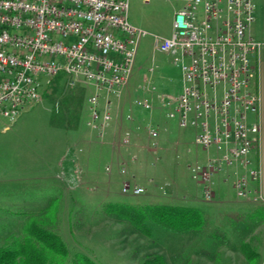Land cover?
<instances>
[{"label":"built area","instance_id":"2783aa9c","mask_svg":"<svg viewBox=\"0 0 264 264\" xmlns=\"http://www.w3.org/2000/svg\"><path fill=\"white\" fill-rule=\"evenodd\" d=\"M178 1L170 35L151 37L152 53L169 56L180 68L181 90L160 93L144 75L131 109L150 115L156 102L167 120L193 130V144L204 157L186 170L204 202L213 199L215 179L221 177L237 200L262 204L261 169L253 155L260 147L261 97L254 83L264 34L256 39L250 33L255 0ZM147 34L129 22L128 0H0V132L41 103L52 79L65 76L69 86L91 89L86 127L105 142L115 122L113 101L126 87L138 43ZM131 109L124 122H135ZM138 129L145 133L144 148L156 156L157 126L149 117ZM133 138L128 128L118 143L128 149ZM136 160L131 153L129 161ZM119 172L128 173L125 161ZM159 189L166 193V185ZM144 191L135 182L121 184L124 194Z\"/></svg>","mask_w":264,"mask_h":264},{"label":"rangeland","instance_id":"374dc122","mask_svg":"<svg viewBox=\"0 0 264 264\" xmlns=\"http://www.w3.org/2000/svg\"><path fill=\"white\" fill-rule=\"evenodd\" d=\"M180 5L178 0H128L129 22L148 34L138 43L126 87L113 101L115 122L105 142L86 127L91 89L82 84L71 87L65 76L52 79L41 103L0 132V246L21 236L25 221L35 219L62 239L70 256L82 253L97 264H264V210L236 202L228 186H221L210 202H201L199 187L185 169L188 159L179 156L182 151L168 142L163 154H148L141 150L147 144L139 135L142 129L133 138L137 146L125 149L118 143L128 129L123 118L136 97L134 88L144 75L160 93L181 90L180 68L169 56L152 53L151 37L170 35L172 16ZM154 106L160 113L156 102ZM169 125L175 136L188 132L183 146L189 148L187 156L196 153L203 159L204 152L190 144L193 130L179 129L174 121ZM131 153L137 155L136 162L129 161ZM122 161L131 175L120 174ZM134 180L146 190L139 195L122 193V182ZM163 185L166 193L159 189ZM183 196L195 202H182ZM110 203L189 205L202 212L204 222L199 230L175 233L148 221L146 235L105 213Z\"/></svg>","mask_w":264,"mask_h":264},{"label":"trees","instance_id":"16d2710c","mask_svg":"<svg viewBox=\"0 0 264 264\" xmlns=\"http://www.w3.org/2000/svg\"><path fill=\"white\" fill-rule=\"evenodd\" d=\"M104 212L127 221L146 235H149L148 221L175 233L199 230L204 222L200 210L183 205L110 203ZM0 264L97 263L82 253L70 256L64 242L55 232L43 227L35 219H27L21 229V236H14L0 246Z\"/></svg>","mask_w":264,"mask_h":264},{"label":"crops","instance_id":"0c3cea01","mask_svg":"<svg viewBox=\"0 0 264 264\" xmlns=\"http://www.w3.org/2000/svg\"><path fill=\"white\" fill-rule=\"evenodd\" d=\"M250 33L256 39H261L263 37V34H264V0H255V18H254L253 24L251 25ZM258 68H259L258 76L256 78V82L254 83V87H256L258 89V91L260 93V97H261L260 110H259L260 147H259L258 152L253 155V158L256 161H258V163L260 165V169H261L260 189H261L262 196L264 198V52H262L260 57H259ZM131 110L133 111L136 120L133 123L125 122V125L133 131V134L135 136L138 135L136 132L138 130V127L142 128V126L145 123V121L147 120V118L150 117L152 123L155 124L159 130L158 144H159L160 150L162 152L161 154H163V152L165 150V148L162 149L163 147H165L164 144L169 142L170 144H172L171 148L182 151L181 152L182 154H180L179 156L182 157V159H186V160L188 159V161L186 162L187 164L191 163L189 161V158H190V160L192 158L193 162L195 160H202V158L199 157L196 153L193 155V157L187 156L186 152H189V148H186V150H185L183 146L187 143L186 141H187V138L189 136L188 132L187 131L176 132V136H175V134H174L175 132L173 131V127L169 125V123L172 121L167 120L165 118L163 110H160V113L157 112V110H153L150 115H148L146 112H144L140 109H137V108H132ZM158 113L162 114V116L161 115L159 116ZM175 124H176V122H175ZM139 135L143 136V140L146 141L145 133L143 131H142V133L140 132ZM133 144H135L134 141H133ZM190 144L194 145L193 144V138H192V141H190ZM133 148H134V146H133ZM143 148H144V146L141 145V150ZM147 153L151 154L149 152H147ZM132 154H134V153H132ZM179 156H178V158H179ZM160 157H158V158H160ZM158 158H155V160H157ZM131 163H133V162H131ZM150 163H152V162L150 161ZM176 165H178V166L181 165L183 167L185 165V163H181L179 161H176ZM131 168H129V171L131 170ZM185 169H186V166H185ZM128 174H129V172H128ZM129 175H131V174H129ZM134 182L140 186H143V185L139 184L138 182H136V180H134ZM221 186L227 189V185L222 182L221 177H217L215 179V186H214V193L215 194L214 195H216V192L220 190ZM145 190H146V188H145ZM195 193H196V196H198L197 191H195ZM198 197L200 198L201 202H204L200 197V191H199ZM181 199H182V202H189V203L195 202V201L187 200L186 196H183ZM235 201L242 204V205H246V206H250L252 208L264 210V203H262V204H251L248 202L239 201L237 199ZM189 207H192V206H189Z\"/></svg>","mask_w":264,"mask_h":264}]
</instances>
